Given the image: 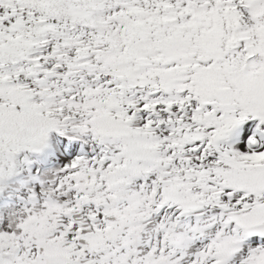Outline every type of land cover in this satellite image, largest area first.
I'll return each instance as SVG.
<instances>
[{
    "label": "snow or ice",
    "instance_id": "obj_1",
    "mask_svg": "<svg viewBox=\"0 0 264 264\" xmlns=\"http://www.w3.org/2000/svg\"><path fill=\"white\" fill-rule=\"evenodd\" d=\"M0 264H264V0H0Z\"/></svg>",
    "mask_w": 264,
    "mask_h": 264
}]
</instances>
